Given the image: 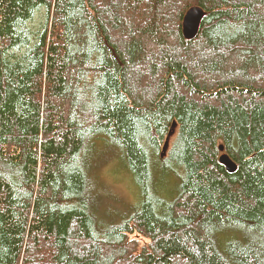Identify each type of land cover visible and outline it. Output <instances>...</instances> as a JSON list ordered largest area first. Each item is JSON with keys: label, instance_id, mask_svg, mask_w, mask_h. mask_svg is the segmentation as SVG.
Listing matches in <instances>:
<instances>
[{"label": "trees", "instance_id": "obj_1", "mask_svg": "<svg viewBox=\"0 0 264 264\" xmlns=\"http://www.w3.org/2000/svg\"><path fill=\"white\" fill-rule=\"evenodd\" d=\"M0 264H264V0H0Z\"/></svg>", "mask_w": 264, "mask_h": 264}, {"label": "rangeland", "instance_id": "obj_2", "mask_svg": "<svg viewBox=\"0 0 264 264\" xmlns=\"http://www.w3.org/2000/svg\"><path fill=\"white\" fill-rule=\"evenodd\" d=\"M45 16V11L42 10L37 13L35 19L30 22L32 27L35 29L39 27ZM117 166L110 164L101 170L100 180L105 185L111 187V189L120 198L127 200L128 202H133L136 199L138 190L133 178L126 172L123 167L119 169ZM144 240L143 238H141Z\"/></svg>", "mask_w": 264, "mask_h": 264}, {"label": "water", "instance_id": "obj_3", "mask_svg": "<svg viewBox=\"0 0 264 264\" xmlns=\"http://www.w3.org/2000/svg\"><path fill=\"white\" fill-rule=\"evenodd\" d=\"M205 10L200 6L191 7L185 14L182 23V32L186 39H193L199 33L201 23L205 16ZM168 145V140H166L162 148V156L165 154ZM220 156L219 161L225 165L229 172H234L237 168L236 163L232 160L229 154L225 151L224 144L219 146Z\"/></svg>", "mask_w": 264, "mask_h": 264}]
</instances>
